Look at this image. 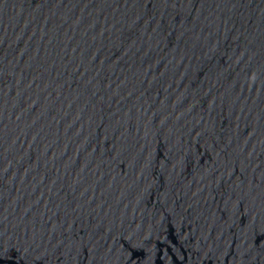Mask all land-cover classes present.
I'll return each mask as SVG.
<instances>
[{"label": "water", "instance_id": "95a60500", "mask_svg": "<svg viewBox=\"0 0 264 264\" xmlns=\"http://www.w3.org/2000/svg\"><path fill=\"white\" fill-rule=\"evenodd\" d=\"M0 264H264V0H0Z\"/></svg>", "mask_w": 264, "mask_h": 264}]
</instances>
